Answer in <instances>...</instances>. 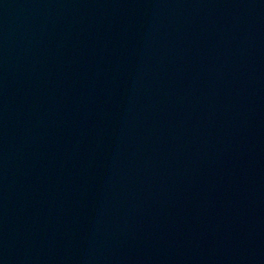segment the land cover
I'll list each match as a JSON object with an SVG mask.
<instances>
[{"label":"water","instance_id":"1","mask_svg":"<svg viewBox=\"0 0 264 264\" xmlns=\"http://www.w3.org/2000/svg\"><path fill=\"white\" fill-rule=\"evenodd\" d=\"M0 264H264V0H0Z\"/></svg>","mask_w":264,"mask_h":264}]
</instances>
